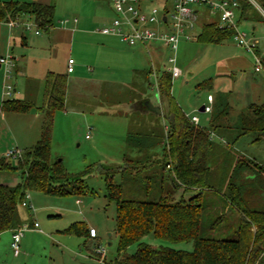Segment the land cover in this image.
<instances>
[{
  "label": "trees",
  "instance_id": "obj_1",
  "mask_svg": "<svg viewBox=\"0 0 264 264\" xmlns=\"http://www.w3.org/2000/svg\"><path fill=\"white\" fill-rule=\"evenodd\" d=\"M236 1L240 11L238 23L254 20L251 9L264 21V16L250 0ZM254 1L264 12V0ZM54 11L53 5L0 0V22L28 14L46 31L53 25ZM233 34V29L221 28L219 22H209L203 25L197 41L220 44L231 39ZM157 82L162 116L168 125L165 134L157 135L153 141L154 132L131 131L126 142L136 150L131 151V158L125 155L127 165L102 168L107 175L106 198L117 205L119 255L116 264H260L264 253V167L242 155L235 162L227 151L220 156L218 164L228 173L218 175L211 165L217 153L211 131L220 129L217 121L223 111L212 115L209 127L194 124L173 96L172 74L161 71ZM205 84L208 83L200 86ZM67 88V75L50 72L42 106L15 98L1 105L3 113L41 109L44 121L41 138L36 145L23 150L19 160L13 161L0 154V171L13 176L0 175V235L17 228L19 208L28 191L77 197L88 192L85 173H70L62 161L52 159L53 124L56 113L65 109ZM236 129V138L250 133L258 134L256 140L264 137V102L252 104L242 113ZM158 145L161 149L152 152ZM147 169L152 170L151 173L143 175ZM117 173L130 174L132 179L142 178L147 192L158 189L159 199L126 198L124 186L113 180ZM16 174L20 175L18 180ZM179 188L192 191L194 195L186 198L183 194L177 199L175 193ZM215 214L218 216L213 219ZM228 216L233 219V225H227L226 230L231 226L234 238H212L202 234L204 230L219 227ZM64 232L90 237L89 228L81 222H74ZM151 234L173 244L192 243L193 250L155 248L142 241ZM134 244L137 250L129 254L128 249Z\"/></svg>",
  "mask_w": 264,
  "mask_h": 264
},
{
  "label": "rangeland",
  "instance_id": "obj_2",
  "mask_svg": "<svg viewBox=\"0 0 264 264\" xmlns=\"http://www.w3.org/2000/svg\"><path fill=\"white\" fill-rule=\"evenodd\" d=\"M238 1L241 3L243 0ZM162 3V0L156 2L160 6ZM169 7H172V3H169ZM238 24L240 30L249 35L254 34L253 31L256 29V35L261 41V56L264 59V21L248 22L242 20ZM199 26L200 23L198 22L197 32ZM254 27L256 28L254 29ZM43 34L48 36L46 33ZM234 43L232 38L222 44H204L198 41L182 42L177 51V59L184 74L173 80V87L177 89V94H181L182 106L185 109L188 108L189 104L196 106L195 112L201 117L200 126L209 127L206 121L209 114L199 112L200 106L204 102L207 104L209 93L214 95L218 102L221 101L218 105L219 110L226 108L227 113L223 111L222 115L226 114L231 118L232 134L227 138V145L215 142L216 159L213 158L211 161V165L218 171V175L222 172L225 176L228 172L225 173L224 166L220 167L218 160L227 151L230 153L231 160H235V162L239 155H242L246 160H252L264 167V137L256 140L258 134L250 133L235 140L236 132L238 133L236 127L238 128L241 113L246 112L249 104L264 102V71L255 72L253 56L243 48H241L242 50L236 48ZM121 46L126 47L123 44ZM82 48L86 51L83 56L85 58L97 51L93 45L81 47V45L77 46L76 44L73 51L75 58ZM64 52L63 58L68 59L70 55L67 45L64 47ZM237 52L240 53L239 56L236 54ZM54 54H57L56 49H53V56ZM241 55L247 57L244 62L240 60V57L245 59ZM125 56L128 55L125 54ZM171 56L172 52L168 51L163 57L164 61L157 62V68L159 66L168 67V59ZM58 63L62 64L63 61ZM145 64L149 66L150 62L146 61ZM117 66H120V69H111L106 73L104 71L105 80H103L104 85L100 89V93L102 91L100 97H93L88 92L80 95L79 92L71 88L68 94L69 107L58 111L55 115L52 130V159L62 161L70 173H85L84 180L88 192L80 197L47 195L38 191L30 192V202H32L34 209H27L30 211V215L25 212L26 209L22 210V218L28 219L27 223H30L31 219H36L43 230V232H37L40 237L29 235V239L37 241L36 247L29 253L32 255L31 259L42 258L46 264H116V258L119 255L117 205L106 198L105 179L107 175L106 171H102V168L127 165L126 161L124 162L125 155L131 158V151L136 150L131 149L126 142L131 131L134 133L140 130L154 132L151 139L155 141L157 135L162 137L165 134V127L167 126L165 118L162 115H156L153 111H148L149 115H140L138 110H135L132 114L133 118H131V112L128 110L129 105H131L129 103L141 98L138 92L144 91L145 98H149L151 104L160 106L158 92L154 87L156 80L153 76L149 75L150 77H148V73L144 71L140 74L141 78L137 77L132 83L131 77L124 73L123 67L125 65L117 64ZM60 68L63 69V67ZM241 74L247 75L245 81L241 79ZM12 75V83H15V71ZM212 77L215 80L213 87L201 88L200 84H204ZM247 81L257 83L256 85L260 86V99L251 97L250 94L246 95L249 90ZM19 83L22 84L20 80ZM15 96L17 95L15 94ZM41 100H43V96L37 101L39 106H42ZM96 106L98 107L96 108ZM83 107H92L90 110L89 108L86 109L88 116L85 115L86 112H83ZM87 118H91V123L88 122ZM43 121L44 114L37 119L34 117V111L17 114L0 112V154L3 155L7 150H13L16 147L25 150L36 145L41 138ZM135 121L138 122L133 124ZM219 131L220 129H218ZM89 133L92 136L91 140L86 139ZM161 145L154 146L152 152H156L157 148L161 149ZM151 171L147 169L143 175L150 174ZM0 175L7 178L13 177L3 171H0ZM16 177L18 180L20 175L16 174ZM113 178L114 182L124 186L126 198L159 199L158 189L147 192L144 188L145 184L141 182L143 181L142 178L132 179L130 174L122 173L115 174ZM255 184L260 187L257 182ZM183 194L189 198L194 195V192H185L184 189L179 188L175 197L179 199ZM78 198L82 201L80 205L76 203ZM217 216L215 214L213 219ZM232 220L228 216L227 220L222 222L219 227L204 230L202 234L212 238L232 239L236 236L234 229L230 226L229 230H226L227 225H233ZM74 222H81L88 228H96L98 238L86 240L84 237L65 233V229ZM27 225L30 224L19 222L17 226H22L26 236L32 233L27 229ZM9 232L1 234L3 241L0 243V264H27L25 261L30 257L29 255L22 253L21 256L16 257L14 248L6 244L4 238L8 237ZM12 234L10 233V236ZM142 241L155 248L167 246L176 250H193L192 243L173 244L166 240L157 239L152 234L144 237ZM98 246L105 249L104 262H100L95 256L97 255L95 250ZM136 250L137 244H134L128 249V253L134 254ZM260 262V264H264V253Z\"/></svg>",
  "mask_w": 264,
  "mask_h": 264
},
{
  "label": "crops",
  "instance_id": "obj_3",
  "mask_svg": "<svg viewBox=\"0 0 264 264\" xmlns=\"http://www.w3.org/2000/svg\"><path fill=\"white\" fill-rule=\"evenodd\" d=\"M1 1H5V2L15 1L19 3H37L41 5H53L55 8L53 25L46 31L39 28L34 18L28 14H23L17 17L19 18V21H21L23 24L25 23V21L28 20L34 21L35 24L37 25L36 29L40 30L39 34L35 33L36 30L26 29L23 24H21L18 27L9 26L8 23L11 22L12 20L0 22V54L11 53L17 58L16 67L13 69V72L15 71V77H16L14 83L15 84L14 96L15 94L17 96L15 97L13 96V98L15 99L31 101L35 103L37 107H40L37 104V101L39 100L40 97L43 96V100H41L43 105L45 82L47 75L50 72L65 74L68 77L67 99H66L65 109L70 105L68 94H69V89L71 88H73V90H75L76 92H79L80 95L84 94L85 92H88L93 97L95 96L100 97L102 94V91L100 93V89L104 85L103 80H105L104 71L106 73V71H110L111 69L112 70L117 68L120 69V66H117V64L125 65L123 67L124 73L125 74L127 73V75L131 77L132 83L135 81L137 77L141 78L140 74L144 73V71L145 73H148V76L150 75L153 77H154L153 73H156L158 77L161 71H167L170 74H172L171 72V69L173 67L172 63L168 61L169 63L168 67L162 68L159 66L157 68V62H163L164 61L163 57L168 51L172 52V56H176L177 58V52L176 53L173 52L171 49L163 46L160 42H148L146 44L137 43L135 45H128L122 42L121 39L115 35H105L100 32V29L106 25L111 24L112 20L115 17V13L113 11L112 3H111L112 0H1ZM251 1L255 4L259 13L264 16V12L261 9V7L257 4V2L254 0ZM156 2L158 3V0H147V5L148 7L151 5H157ZM162 2L163 3L161 4V6L163 7V4H165L166 0H162ZM158 6L160 5L158 4ZM195 11L197 12V23L199 22L200 26L197 32V25H196V29L194 32L195 39L192 41H197V36L199 35L205 23L220 22L219 13L212 12L210 8L207 6L197 5L195 7ZM235 12H236V19L237 21H239L240 11L236 9ZM253 12L255 11L251 10L250 15L254 16V20L248 19L246 21L248 22L262 21L260 20V17L257 14H254ZM255 28L256 27H254V29ZM255 31L256 29L253 31L254 34H252V36L257 37ZM43 33H46L48 36H45ZM184 41L190 42V41L182 40L179 46ZM76 44L77 46L81 45V47H83V45H87V46L93 45V47L97 48V51L95 54L89 55L88 57L85 58L83 56L86 51H84V49L82 48L81 52L80 53L78 52V55L76 56L77 58H75L73 56V51L75 50ZM122 44L126 47H122L121 46ZM260 44H259L258 52L262 55ZM66 45L69 47L70 56L68 59L63 58L65 53L64 47ZM235 46L236 48L242 50L241 47H238L236 44ZM53 49L54 50L56 49L57 52V54H54V56H53ZM125 54H127L128 56H125ZM236 54L238 55L240 53L237 52ZM243 58L245 57L243 56ZM246 58L242 59V57H240V60L244 62ZM62 61H63L62 64L58 63ZM146 61L150 62L149 66H146L145 64ZM70 63H73L74 65L73 72L68 71V66ZM176 64L177 66H179L178 59L176 61ZM60 67H63V69H61ZM183 74L184 72L182 70V75ZM245 76L247 75L246 74L240 75L242 80L245 79ZM177 78H173V80ZM213 79L214 78L212 77L211 79L205 81L204 83L207 82L208 84L201 86V88L203 89H209L210 87L212 88L215 83V80ZM19 80L22 82V84L19 83ZM246 84L249 87V90L246 95L250 94L251 97L254 96L255 98H259L260 97L259 94L261 93L260 86L256 85L257 83L254 82L252 83L251 81H247ZM3 86H4V69L0 66V112H2L1 105L3 101L7 100L3 96ZM140 86L143 87V85ZM140 89L142 90V88ZM131 92H133V90H131ZM143 92L144 91L138 92L140 93L139 95H141V98H137L134 102L129 103L131 105H129L128 110H130L131 112V117L133 111L135 110H138L140 115H149V113L147 112L152 111L147 106L140 105V103L146 100H149V102L151 103V100L149 98H145L144 96L145 93ZM172 93L173 96L178 101L179 105L182 107V109L186 112V114L190 118L193 116L199 118V125H200L201 117L198 116L195 112L196 106H194V104L193 106L189 104L188 108L185 109L180 102L181 94L180 95L177 94L178 93L177 89L173 87ZM209 95L212 94L209 93ZM212 96H213L212 101L208 100L207 98V104H205L204 102L203 105H201L199 108V112H205V110L201 111V108L203 106L204 107L212 106L211 113L205 112L206 114H209V117L206 118V121L209 124V126L212 120V115L215 112L220 111L218 105L219 102H221V101L218 102L214 95ZM262 103L263 102H261V104ZM252 104L248 105L246 111L249 109V107ZM92 107H83L82 110L83 112H86L85 113L86 116H88L86 109L89 108L90 110ZM97 107L98 106H96V108ZM72 109L74 108L72 107ZM225 109L226 108H224V110L221 111L227 113ZM161 110L163 113L162 107ZM33 111L35 118L39 119L42 117L43 111L41 109H37ZM88 112H92V111H88ZM154 113L156 115H162V113L161 114L157 112ZM91 121H92L91 118H89L88 122L91 123ZM230 122H231V118L229 116H226V114L224 116L221 115L220 119L217 121V123L220 126L221 132L220 131L218 132V130L211 131L214 136L213 137L214 142L217 141L218 143H224L227 145L228 143L227 138L230 137V135L232 134L231 132L232 123ZM167 128L168 125L165 127V130H167ZM86 139L91 140L92 136H90V138L86 137ZM236 139L237 138L235 137V140ZM78 200L80 201V203L77 202ZM78 200L76 201V203L80 205L82 201L80 200V198H78ZM30 203L32 204V202ZM27 209L29 208L27 207L19 208V219L22 224L24 223L30 224L27 225L26 227L32 233L26 236L24 231L23 237L21 239L20 253L16 255V257L21 256L22 253L23 255H29V253H31L34 247H36V243H37L36 240L29 239L30 237L29 235L32 236L35 235L40 237V235H38L37 232L38 231L43 232L41 228L34 227V223L35 222L39 223V221H37L36 219H31L30 223H27L28 219L22 218V210H25V212H28V214L30 213V211H27ZM17 228L13 230H9L11 232L8 231L9 232L8 237L4 238L6 244H8L9 246L10 245L12 246L13 234ZM10 233L11 234L13 233L12 236H10ZM97 238L88 237L86 238V240L87 239L92 240ZM2 241L3 238L0 235V243ZM29 256L30 257L27 256L28 258L25 261L27 264H46V262L43 261L42 258L31 259L32 255L30 254ZM95 256L99 259L97 255Z\"/></svg>",
  "mask_w": 264,
  "mask_h": 264
},
{
  "label": "built area",
  "instance_id": "obj_4",
  "mask_svg": "<svg viewBox=\"0 0 264 264\" xmlns=\"http://www.w3.org/2000/svg\"><path fill=\"white\" fill-rule=\"evenodd\" d=\"M112 8L115 17L112 23L100 29V32L105 35H115L121 39L122 42L128 45H135L137 43L146 44L148 42H160L163 46L177 52L179 44L182 40L192 41L195 39V29L197 25V12L195 7L197 5H204L210 8L212 12L219 13L221 28L233 29V41L238 47L253 56L255 62V72L260 73L264 71V59L258 52L260 41L257 37L243 32L239 28L236 19V9L238 3L236 0H166L163 7L158 5H151L148 7L147 0H112ZM172 3V7H169ZM23 24L16 18L8 23L9 26H20ZM28 30H36L39 34L40 30L36 29L37 25L34 21H25L23 24ZM168 61L172 63L171 69L173 78L180 77L182 70L177 66L176 56L169 57ZM17 58L11 54H0V66L4 69V86L3 96L6 99H12L15 92V84L12 83L13 69L16 67ZM68 71H74L73 63L68 66ZM156 80L154 87L158 90L157 74L153 73ZM208 100L212 101L213 96L209 95ZM206 113L212 112V106H205ZM194 124H199V118L191 117ZM90 138V133L87 135ZM23 155V150L15 148L7 150L4 157L13 161L19 160ZM31 195L28 191L25 199L21 203V207L34 209L30 203ZM80 203V201H77ZM35 228H40L38 222L34 223ZM24 229L19 227L13 234L12 247L15 255L20 253V242L24 234ZM90 238H97L98 232L96 228H89ZM95 253L99 256L100 262L105 261V249L98 246Z\"/></svg>",
  "mask_w": 264,
  "mask_h": 264
},
{
  "label": "water",
  "instance_id": "obj_5",
  "mask_svg": "<svg viewBox=\"0 0 264 264\" xmlns=\"http://www.w3.org/2000/svg\"><path fill=\"white\" fill-rule=\"evenodd\" d=\"M140 105H145V106H147L150 110H152V111H154V112H157V113H159V114H161L162 113V110H161V107L159 106H154L153 104H151L150 102H149V100H146V101H144V102H142V103H140ZM204 106L201 108V111H204Z\"/></svg>",
  "mask_w": 264,
  "mask_h": 264
}]
</instances>
